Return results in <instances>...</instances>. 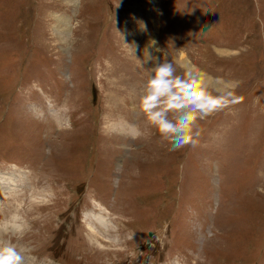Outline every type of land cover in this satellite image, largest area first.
<instances>
[{
  "label": "rangeland",
  "instance_id": "1",
  "mask_svg": "<svg viewBox=\"0 0 264 264\" xmlns=\"http://www.w3.org/2000/svg\"><path fill=\"white\" fill-rule=\"evenodd\" d=\"M181 56L244 100L173 151L140 99ZM263 135L264 0H0V189L23 179L0 246L22 264H264Z\"/></svg>",
  "mask_w": 264,
  "mask_h": 264
},
{
  "label": "clouds",
  "instance_id": "2",
  "mask_svg": "<svg viewBox=\"0 0 264 264\" xmlns=\"http://www.w3.org/2000/svg\"><path fill=\"white\" fill-rule=\"evenodd\" d=\"M237 88L238 83L211 77L183 56L175 62L157 60L143 85L140 108L148 123L170 141V150L195 148L201 142V122L243 102ZM0 264H22V256L14 246H0Z\"/></svg>",
  "mask_w": 264,
  "mask_h": 264
},
{
  "label": "bare ground",
  "instance_id": "3",
  "mask_svg": "<svg viewBox=\"0 0 264 264\" xmlns=\"http://www.w3.org/2000/svg\"><path fill=\"white\" fill-rule=\"evenodd\" d=\"M70 2H75V0H69ZM58 20L61 22L62 21V19H60V18H58ZM66 21H64L63 22V25H65V26H67V24L65 23ZM148 46H151V44H148ZM152 47V46H151ZM143 48H145V47H143ZM154 53H156V51L154 52ZM57 120L59 121L60 119H59V117H57ZM59 124H60V122H59ZM128 124V123H127ZM132 125V124H131ZM131 125H129L128 124V126H129V128H128V131L129 130H131V132L132 131H134V132H139V130L137 129V128H135L134 127V125L133 126H131ZM115 127L116 126H121V127H125V126H127V125H123V124H120V123H118V125L117 124H115L114 125ZM18 181H20V182H23V179H22V177H18V176H16V175H14V174H9V175H4V177L1 179V189H0V191L2 192H5V191H7V193H12L13 191H14V189H20V188H22L21 186H16V185H18L19 183H18ZM18 191H20V190H18ZM14 193V192H13ZM16 193V192H15ZM20 193V192H19ZM18 193V194H19ZM17 194V193H16ZM12 195V194H11ZM21 195V194H20ZM88 217H90V219H91V222H89V225H90V228L92 229V230H94L95 232H96V234L98 235V236H100L101 238H103L104 240H108V242H111L112 244H113V242L115 241L114 240V238L115 239H117V241H118V239L120 238V236H118L119 235V233H121L120 231H116L115 229V227H114V222H113V220H109L108 218H107V216H105V214L104 213H99V214H95L94 212L92 213V215H90V214H88ZM16 218V217H15ZM110 218V217H109ZM116 234V236L114 237V235L113 236H111V234ZM95 234V235H96ZM112 237H114V238H112ZM119 242H121V240H119ZM116 244V243H115Z\"/></svg>",
  "mask_w": 264,
  "mask_h": 264
}]
</instances>
